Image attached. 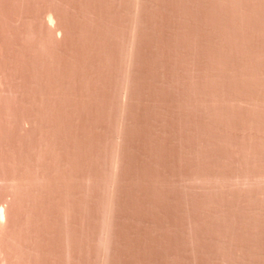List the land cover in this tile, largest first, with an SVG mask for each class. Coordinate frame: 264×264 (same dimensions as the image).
<instances>
[{
  "label": "rangeland",
  "instance_id": "1",
  "mask_svg": "<svg viewBox=\"0 0 264 264\" xmlns=\"http://www.w3.org/2000/svg\"><path fill=\"white\" fill-rule=\"evenodd\" d=\"M0 207V264H264V0H0Z\"/></svg>",
  "mask_w": 264,
  "mask_h": 264
},
{
  "label": "bare ground",
  "instance_id": "2",
  "mask_svg": "<svg viewBox=\"0 0 264 264\" xmlns=\"http://www.w3.org/2000/svg\"><path fill=\"white\" fill-rule=\"evenodd\" d=\"M2 209H3V208H2ZM0 210H1V207H0ZM2 211L4 212V210H1V211H0V215H1ZM3 214H4V213H3ZM3 214H2V215H3ZM1 217H2V216H0V218H1Z\"/></svg>",
  "mask_w": 264,
  "mask_h": 264
}]
</instances>
